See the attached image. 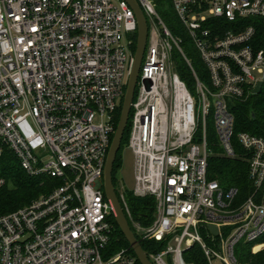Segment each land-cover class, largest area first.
<instances>
[{
    "label": "built area",
    "instance_id": "2783aa9c",
    "mask_svg": "<svg viewBox=\"0 0 264 264\" xmlns=\"http://www.w3.org/2000/svg\"><path fill=\"white\" fill-rule=\"evenodd\" d=\"M166 1L185 38L154 0H136L147 38L126 144L130 192L153 198L152 224L132 221L124 188L118 199L135 237L163 244L148 254L152 264H186L182 255L194 246L207 264H242L236 248L264 234V136L235 134L232 108L264 84V0ZM136 30L123 0H0V155L8 150L26 175L60 182L0 215V264H136L126 249L107 251L114 225L102 188ZM235 145L253 188L239 203L237 189L208 177L209 158L234 159Z\"/></svg>",
    "mask_w": 264,
    "mask_h": 264
},
{
    "label": "trees",
    "instance_id": "16d2710c",
    "mask_svg": "<svg viewBox=\"0 0 264 264\" xmlns=\"http://www.w3.org/2000/svg\"><path fill=\"white\" fill-rule=\"evenodd\" d=\"M157 4V10L163 18L164 22L174 35H179L185 38L184 31L179 22L171 12L166 0H154ZM136 35L133 39L132 51L135 50ZM186 42V39H185ZM185 52L192 57V65L194 69L202 76L205 74L203 65L197 58L195 52L186 46ZM177 71L181 78L185 80L187 85L191 87L192 79L190 71L185 66L183 61L179 59L175 61ZM120 101L115 114V128L120 115L121 109ZM232 112L234 114V132H246L253 136H264V84L259 94H250L247 98L235 101ZM253 114V117L251 116ZM129 136V122L124 132L122 145L127 144ZM214 150L217 152L218 148L215 143ZM120 147V150H121ZM237 153L236 158L227 159L221 155H214L208 161V177L216 180L223 189L235 188L238 191L236 203L243 201L252 192L251 181L248 178V163L243 157V150L235 145ZM117 154L113 166V185L116 186V169L119 163V154ZM0 177L5 180V185L0 188V215H4L15 211L21 207L28 205L40 195H47L54 187L60 185V182L47 177H30L21 169L17 159L11 152L5 150L0 155ZM116 191V188H115ZM118 196V192H116ZM124 201L130 213L132 221L139 223L143 227L152 224L155 216V203L151 197H135L130 191L124 193ZM112 223L114 225V235L110 245L107 248L108 253L126 249L132 256H134L128 243L123 237L114 217L112 216ZM129 226L134 231L132 222L127 218ZM142 249L148 254L152 252H159L163 249V244L156 241H144L136 236ZM254 248H262L260 252L253 253ZM183 261L186 264H207L205 258L199 247L194 246L183 253ZM236 256L242 264H264V234L257 240L248 243L240 244L236 248ZM135 257V256H134ZM136 259V258H135ZM136 264H139L136 259Z\"/></svg>",
    "mask_w": 264,
    "mask_h": 264
},
{
    "label": "water",
    "instance_id": "95a60500",
    "mask_svg": "<svg viewBox=\"0 0 264 264\" xmlns=\"http://www.w3.org/2000/svg\"><path fill=\"white\" fill-rule=\"evenodd\" d=\"M123 1H125L129 5L136 20V25H137L136 42H135V50L133 53V57L127 77L125 91L121 102L119 119L105 160V165L103 169V178H102V188L105 199L111 205L115 223L117 224L123 237L128 243L138 263L152 264L148 258V253L142 249L139 241L137 240V238L135 237L133 231L129 226L128 220L125 216L123 208L116 194L115 187L113 185V166L117 154L121 147L124 132L128 125L131 103L133 100L135 87L139 76L140 66H141V62L145 50L146 38H147L146 20L136 0H123ZM145 84L147 88L150 86L149 81H146ZM262 85H263L262 82L257 83L255 88L252 90V94L254 95L259 94ZM251 116L253 117V114ZM209 229L214 235L217 234V230L215 227L211 226L209 227Z\"/></svg>",
    "mask_w": 264,
    "mask_h": 264
},
{
    "label": "rangeland",
    "instance_id": "374dc122",
    "mask_svg": "<svg viewBox=\"0 0 264 264\" xmlns=\"http://www.w3.org/2000/svg\"><path fill=\"white\" fill-rule=\"evenodd\" d=\"M207 138L209 142L215 143V145H217L218 140H217V135L215 132V127H214L213 121H210V120L208 121ZM118 160H119V163L117 164V169L115 171L116 173V186H115L116 192H121L124 189L125 191H128V190L130 191L133 189V186H134L133 161H132L131 153L126 149V144L122 145ZM40 196H38L37 198H39ZM260 250H262V248H254L253 253L260 252Z\"/></svg>",
    "mask_w": 264,
    "mask_h": 264
}]
</instances>
